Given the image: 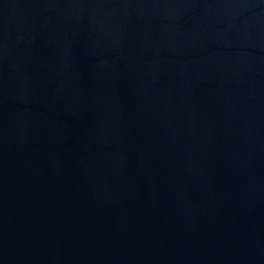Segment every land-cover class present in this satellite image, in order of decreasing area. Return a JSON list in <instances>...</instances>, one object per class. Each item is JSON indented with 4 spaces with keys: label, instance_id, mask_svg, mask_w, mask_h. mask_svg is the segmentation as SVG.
<instances>
[{
    "label": "water",
    "instance_id": "water-1",
    "mask_svg": "<svg viewBox=\"0 0 264 264\" xmlns=\"http://www.w3.org/2000/svg\"><path fill=\"white\" fill-rule=\"evenodd\" d=\"M0 264H264V0H0Z\"/></svg>",
    "mask_w": 264,
    "mask_h": 264
}]
</instances>
